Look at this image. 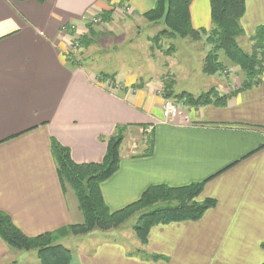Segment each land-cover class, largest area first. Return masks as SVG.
Here are the masks:
<instances>
[{
	"label": "crops",
	"instance_id": "1",
	"mask_svg": "<svg viewBox=\"0 0 264 264\" xmlns=\"http://www.w3.org/2000/svg\"><path fill=\"white\" fill-rule=\"evenodd\" d=\"M244 1L240 24L249 39L264 25V0ZM154 5L0 0V211L26 236L81 222L74 193L59 180L51 140L69 148L76 163L100 162L107 138L125 126L119 167L100 184L109 210L136 201L152 185L202 181L196 200L213 199L214 206L197 220L151 226L145 244L126 230L86 239L69 264H262L264 71L246 88L222 84L225 105L192 107L166 121L157 86L121 73L103 78L100 73L109 74L71 54L74 36L87 33L82 29L92 16L138 19ZM189 16L193 28H211L209 0H191ZM15 257L0 238V264Z\"/></svg>",
	"mask_w": 264,
	"mask_h": 264
},
{
	"label": "trees",
	"instance_id": "2",
	"mask_svg": "<svg viewBox=\"0 0 264 264\" xmlns=\"http://www.w3.org/2000/svg\"><path fill=\"white\" fill-rule=\"evenodd\" d=\"M24 1V0H17ZM43 2L44 0H37ZM191 0H155L154 7L141 16L148 22L162 23L164 28L156 35L157 38L190 37L204 41L211 46L207 52L203 72L213 75L224 69L219 60V52L232 64L237 65L244 74L238 89L259 83V76L264 71V25H259L248 39L252 42L251 51H244L237 38L244 36L240 19L245 12L244 0H209L212 26L209 29L192 27L189 16ZM110 13L101 15L100 19L107 22ZM72 33L71 26H67ZM97 32L89 27L86 34L79 36L81 47L93 44ZM94 38V39H93ZM101 77L106 75L100 73ZM161 96L164 100L175 99L191 107L213 103L223 106L227 95L219 94L215 88L200 93L197 96L188 92L174 93L170 84L164 85ZM126 127L116 126L115 133L106 140V151L100 162L76 163L72 160L69 148L57 140H51V153L56 163L59 180L63 187H68L74 193L77 205L82 213L83 221L70 224L52 232L36 236H26L17 228L10 217L0 211V238L12 249H34L41 264H69L71 251L59 240L71 234H84L95 229L106 230L118 227L133 213L150 207L157 202H170L147 214H143L133 231L142 244L151 226L170 221L197 220L210 207L213 199L197 201L204 181L179 187L166 185L149 186L136 201L125 207L111 211L106 206L100 184L109 178L119 167V147L124 137ZM264 248V243L262 244ZM152 259L161 258L158 255H147ZM264 264V262L262 263Z\"/></svg>",
	"mask_w": 264,
	"mask_h": 264
},
{
	"label": "rangeland",
	"instance_id": "3",
	"mask_svg": "<svg viewBox=\"0 0 264 264\" xmlns=\"http://www.w3.org/2000/svg\"><path fill=\"white\" fill-rule=\"evenodd\" d=\"M85 27L82 29L84 33L89 31V27L98 33L95 39L93 38V44L86 48L81 47L79 42L81 35L76 34L74 41L76 40L79 46L72 50L71 54H74L81 63H84L90 70H95L96 73L105 72L109 75L121 73L129 77L132 75L136 78L140 77L139 84L150 83L157 86L156 90L160 95L164 90V85L167 84L172 86L174 93L188 92L197 96L212 87L220 90L222 84L227 88L230 87L229 89H235L243 81L244 74L241 69L227 60L222 52H219V60L223 63L224 69L213 75L204 73V59L211 46L204 41V38L197 41L190 37L181 38L179 36L169 39L157 38L156 35L164 28L162 23L148 22L143 17L132 19L110 15L107 22L102 20L86 22ZM244 36L237 38L238 45L250 53L252 42ZM111 83V81L107 82V84ZM164 101L163 111L168 103L176 107L178 114L173 119L183 116L189 108H192L179 100L168 99ZM173 119L165 118L166 121ZM144 137L150 139L149 133ZM167 203L157 202L150 207L143 208L129 216L118 227H111L106 230L95 229L84 234H71L59 241H64L63 244L71 252H75L76 247L89 238L107 239L117 236L124 230L134 233L133 228L143 214L156 210ZM82 221L83 216L79 223ZM11 250L15 252L17 257L13 258L10 264H30L32 260L37 258L34 249L17 250L11 248Z\"/></svg>",
	"mask_w": 264,
	"mask_h": 264
},
{
	"label": "built area",
	"instance_id": "4",
	"mask_svg": "<svg viewBox=\"0 0 264 264\" xmlns=\"http://www.w3.org/2000/svg\"><path fill=\"white\" fill-rule=\"evenodd\" d=\"M101 19L98 18L97 16H92L91 18L88 19L89 22H98ZM72 29H74L73 26H71ZM74 41V40H73ZM79 46V44L76 42V40L74 41L73 45H71V51L75 50L77 47ZM178 112L176 110V107H174V105L172 104H167L165 106V109L163 111V115L166 119L171 120L173 118H175L177 116Z\"/></svg>",
	"mask_w": 264,
	"mask_h": 264
}]
</instances>
